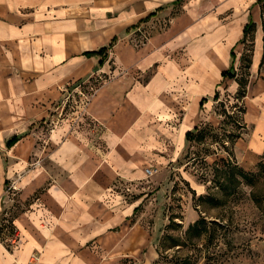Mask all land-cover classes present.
<instances>
[{
	"label": "crops",
	"instance_id": "1",
	"mask_svg": "<svg viewBox=\"0 0 264 264\" xmlns=\"http://www.w3.org/2000/svg\"><path fill=\"white\" fill-rule=\"evenodd\" d=\"M250 20L252 79L242 119L253 130L247 144L256 146L264 136V91L254 87L264 52L258 0H0V225L10 211L9 177L19 174L20 200L34 195L12 217L15 233L0 232V264L134 258L135 229L143 226L132 222L139 205L126 191L150 165L165 173L179 159L186 133L211 119L217 86L236 92L237 82L226 84L221 72L235 64L232 49L239 65ZM93 75L101 85L79 95L68 117L50 119L37 156L29 162L31 140H19L9 150L22 153L9 166L5 137L61 113L58 102L81 93L71 86ZM83 114L93 127L78 123Z\"/></svg>",
	"mask_w": 264,
	"mask_h": 264
},
{
	"label": "rangeland",
	"instance_id": "2",
	"mask_svg": "<svg viewBox=\"0 0 264 264\" xmlns=\"http://www.w3.org/2000/svg\"><path fill=\"white\" fill-rule=\"evenodd\" d=\"M259 27L264 30V17ZM252 30L253 27L246 37L240 66L237 62L240 51L235 53L234 64L237 68L236 79L243 78L242 75L246 77L247 87L252 79L250 67L246 68L254 47L255 31ZM225 80L227 84L229 79ZM254 81L256 92L264 91V63L260 65ZM101 83L102 79L94 75L77 82L71 87L81 93L76 91L75 98L71 94L66 103L64 98L62 102L59 101L58 106L64 108L61 113L50 112L44 118L28 123L23 129L9 133L5 140L12 134L21 135L19 140L30 138L31 142H25V146L31 162L30 158L37 156V147L43 146V136L53 123L50 119L57 118L55 123H59L68 117L70 109L76 107L79 101L78 96L89 95ZM217 89L219 97L214 99L211 96L213 103L210 111L207 112L205 105H201V112L211 115V119L201 120L199 125L203 130V138L189 141L182 155L165 173L163 169L158 170L156 164L150 165L148 168L152 173L148 174L145 169L146 178L138 181L139 184L134 183V187H130L131 191H126V196L136 198L134 202L139 205L132 222L140 223L143 227L135 229L137 254L134 258H120L117 261L119 264H171L169 260L173 249L165 250L170 240L164 237L167 234L184 237L188 224L201 215L207 221L209 237L203 236L182 250L183 254L191 256L194 264H264V169L259 165L264 162V136H260L262 141L259 145L247 144L253 130L243 123V99L227 87ZM69 92L72 93V90ZM66 94L68 97V93ZM55 108L57 110V105ZM78 123L83 127H93V121L86 114L81 116ZM235 134L240 137L235 138ZM9 148L3 145V152L7 154L10 166L11 157L18 156L23 149ZM223 162H230L244 172L253 174V185L240 178L234 192L227 194L215 184L214 167H222ZM28 165L31 169L32 163ZM155 168L158 175L154 173ZM18 177L19 174L16 173L5 182L10 211L8 221L2 229L8 235H13L16 230L12 217L27 209L34 196L26 200L19 199V187L16 183ZM40 191L42 188L35 194ZM253 196L261 199V205L257 204Z\"/></svg>",
	"mask_w": 264,
	"mask_h": 264
},
{
	"label": "trees",
	"instance_id": "3",
	"mask_svg": "<svg viewBox=\"0 0 264 264\" xmlns=\"http://www.w3.org/2000/svg\"><path fill=\"white\" fill-rule=\"evenodd\" d=\"M258 3H260L261 5V19H262V17H264V0H258ZM252 27H253L252 31L254 32L256 29V23L253 20H250L248 23L244 25L243 36L239 40V42L245 44L246 37L250 31V28ZM262 40H264V37H262ZM106 49H107V46L102 47L95 52L103 53ZM252 52H253V49L251 51V54L248 60L249 64L248 63L246 64L247 69L250 67V64H251ZM242 54H243V51L240 56L239 66L242 62ZM231 56L234 59L235 53L233 49L231 50ZM262 63H264V52H262L261 60L259 63V68ZM236 69L237 68H235L232 63L229 68L222 70L221 76H222V80H225V78H227V79H234L237 82L238 88L235 92L236 93L235 95L243 99V97L246 95V87H247L248 80L243 75L241 76L243 78L236 79ZM221 82L217 85H220ZM223 88H226V86H223ZM213 96H214V99H218L219 97L218 89H216L215 94ZM199 125L196 126L193 132L186 133V138L190 142L195 141V140H200L203 138V130L201 129V127H199ZM234 136L235 138L240 137L239 134H235ZM20 138H21V135L13 134L9 139L6 140V146L11 147ZM259 165H261V168L264 169V162H260ZM214 168L216 171L215 172V181H216L215 184L218 185L220 188H222L225 192H227V194H232L234 192L237 184H239L240 182V178L245 179L247 183L250 185H253L254 183L253 174L244 172L238 166L230 162H226V163L223 162L222 167L216 165ZM220 177H223V179L220 180ZM253 199L257 202L258 205H261V199H259L258 196H253ZM2 228H4V226L0 225V232H3ZM209 234L210 232H209V228L207 225V221L205 217L202 215L188 224L187 228L184 231V237L173 236V235L167 234V236H165L164 238L169 239L170 242L165 247V250L169 248L173 249L169 262L171 264H194V261L192 260L191 256L187 253L183 254L182 250L187 245H193L198 239L202 238L203 236L209 237Z\"/></svg>",
	"mask_w": 264,
	"mask_h": 264
},
{
	"label": "built area",
	"instance_id": "4",
	"mask_svg": "<svg viewBox=\"0 0 264 264\" xmlns=\"http://www.w3.org/2000/svg\"><path fill=\"white\" fill-rule=\"evenodd\" d=\"M146 172H147L148 174H151V173H152V170H151L150 168H146Z\"/></svg>",
	"mask_w": 264,
	"mask_h": 264
}]
</instances>
